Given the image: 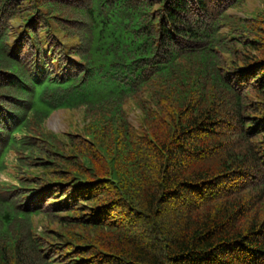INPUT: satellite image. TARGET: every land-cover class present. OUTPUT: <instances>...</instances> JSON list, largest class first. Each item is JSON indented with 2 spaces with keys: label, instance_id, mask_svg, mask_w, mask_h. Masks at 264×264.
I'll use <instances>...</instances> for the list:
<instances>
[{
  "label": "trees",
  "instance_id": "obj_1",
  "mask_svg": "<svg viewBox=\"0 0 264 264\" xmlns=\"http://www.w3.org/2000/svg\"><path fill=\"white\" fill-rule=\"evenodd\" d=\"M247 1L0 0V264H264Z\"/></svg>",
  "mask_w": 264,
  "mask_h": 264
},
{
  "label": "rangeland",
  "instance_id": "obj_2",
  "mask_svg": "<svg viewBox=\"0 0 264 264\" xmlns=\"http://www.w3.org/2000/svg\"><path fill=\"white\" fill-rule=\"evenodd\" d=\"M258 7H260V0H249L242 6L240 9L232 10L231 13L238 15V16H244L251 15L254 10H256ZM136 112H132L130 115V120L133 123H137L136 115L134 114ZM76 117V119H79V113H72ZM74 120V117H70V114L64 111H56L52 113L49 118L47 119L46 126L50 129L56 131V132H64L68 128V122ZM8 164H9V171L12 169V164L14 163V157L13 155H7L6 158ZM0 181L8 182L11 181L9 175L7 172H0Z\"/></svg>",
  "mask_w": 264,
  "mask_h": 264
}]
</instances>
